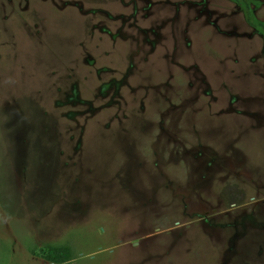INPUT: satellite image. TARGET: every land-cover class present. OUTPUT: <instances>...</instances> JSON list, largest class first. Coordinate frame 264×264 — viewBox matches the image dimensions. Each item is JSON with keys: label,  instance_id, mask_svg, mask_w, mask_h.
Returning <instances> with one entry per match:
<instances>
[{"label": "rangeland", "instance_id": "obj_1", "mask_svg": "<svg viewBox=\"0 0 264 264\" xmlns=\"http://www.w3.org/2000/svg\"><path fill=\"white\" fill-rule=\"evenodd\" d=\"M264 0H0V264H264Z\"/></svg>", "mask_w": 264, "mask_h": 264}, {"label": "trees", "instance_id": "obj_2", "mask_svg": "<svg viewBox=\"0 0 264 264\" xmlns=\"http://www.w3.org/2000/svg\"><path fill=\"white\" fill-rule=\"evenodd\" d=\"M262 31L264 33L263 27H262ZM46 248H47L46 259L48 262H51L53 264H61L70 259L69 250L64 246L46 245Z\"/></svg>", "mask_w": 264, "mask_h": 264}]
</instances>
